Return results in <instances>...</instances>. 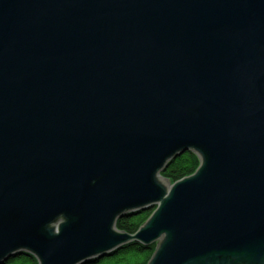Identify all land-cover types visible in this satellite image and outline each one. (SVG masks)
Instances as JSON below:
<instances>
[{
	"label": "water",
	"instance_id": "water-1",
	"mask_svg": "<svg viewBox=\"0 0 264 264\" xmlns=\"http://www.w3.org/2000/svg\"><path fill=\"white\" fill-rule=\"evenodd\" d=\"M133 242L264 264V0H0V264Z\"/></svg>",
	"mask_w": 264,
	"mask_h": 264
},
{
	"label": "trees",
	"instance_id": "trees-1",
	"mask_svg": "<svg viewBox=\"0 0 264 264\" xmlns=\"http://www.w3.org/2000/svg\"><path fill=\"white\" fill-rule=\"evenodd\" d=\"M199 167V159L193 152H186L172 161L162 172V176L175 183L191 176ZM150 212H140L136 215L124 217L117 222V228L125 233L134 235L150 217ZM156 249V244L146 247L139 243H130L112 255L95 260L91 264H148ZM4 264H38L35 257L20 254L10 258Z\"/></svg>",
	"mask_w": 264,
	"mask_h": 264
}]
</instances>
